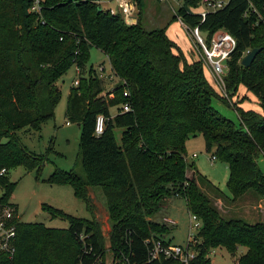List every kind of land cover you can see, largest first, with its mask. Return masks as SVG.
<instances>
[{"label":"trees","instance_id":"trees-1","mask_svg":"<svg viewBox=\"0 0 264 264\" xmlns=\"http://www.w3.org/2000/svg\"><path fill=\"white\" fill-rule=\"evenodd\" d=\"M30 2L0 0V203L7 202L13 186L7 170L17 165L38 169L44 159L25 150L16 131L36 130L52 116L60 92L55 82L74 65L77 82L68 87L63 117L79 128L81 175L55 168L46 180L68 184L91 212L87 189L100 188L110 222V260L123 254L133 264H181L146 255L151 241L170 243L160 238L169 226L149 217L165 198L178 195L199 223L187 264H210L206 254L215 246L231 253L245 247L231 264H264V222L220 215L201 186L218 196L222 192L194 168L184 150L186 138L199 133L204 149L226 165L229 195L223 198L235 200L248 190L264 197V170L256 163L259 154L264 157V0H225L202 18L192 9L199 0H181L169 18L197 26L205 37L217 29L233 37L222 74L224 90L233 93L240 85L258 107L234 106L236 124L211 105L212 97H220L201 61L185 60L165 35V24L145 29L138 17L125 24L118 10L110 12L92 0H40L37 12L27 10ZM89 46L105 55L117 79L104 95L102 80L86 66ZM250 47L259 49L242 66L238 59ZM124 101L130 108L122 112L118 105ZM96 114L104 124L94 135ZM114 129H119L118 141ZM44 207L50 216L64 218L66 226L15 218L11 264H105L103 235L93 215Z\"/></svg>","mask_w":264,"mask_h":264},{"label":"rangeland","instance_id":"rangeland-1","mask_svg":"<svg viewBox=\"0 0 264 264\" xmlns=\"http://www.w3.org/2000/svg\"><path fill=\"white\" fill-rule=\"evenodd\" d=\"M138 1V5L140 6L138 18L140 17V22L145 29L161 27L165 24L167 33L174 36L181 49L190 44L187 52L189 60L199 59L202 63L201 55L194 41L185 35L183 28L176 19H169L172 9H175L180 4V0ZM100 6L103 8H114L115 3L113 0H100ZM200 7L198 5L194 8V11L198 12ZM99 63L106 66L107 59L105 55L94 46H89L86 66H97ZM202 71L207 78L205 70L203 69ZM75 75L74 67L71 66L56 80L55 83L60 92L51 117L40 122L36 130L16 131L18 140L24 149L34 154H41L44 159L38 169L33 168L28 170L22 165H17L7 170V179L13 182L7 202L14 207L17 219L22 221H39L53 227H65L66 220L59 216H50L44 204L78 217L89 218L93 215L99 222L103 235L105 253L102 259L105 264H109L110 254L107 243V229L110 222L105 215L104 198L100 188L98 186H90L87 189L89 201L92 205L91 212L86 208L85 202L81 198L73 195L71 187L68 184L46 180L48 174L55 168L60 170L71 169L81 175L76 154L79 128L75 122H68L63 117L66 93L71 79ZM114 81L115 79H112L111 82ZM102 85V93H104L103 90H105L109 83L102 80ZM219 97L220 99L212 97L211 105L221 115L232 120L235 124L238 122V119L233 108L238 103H246V106L258 110V107L255 106L256 99L254 96L240 85L237 86L233 93L226 92V97ZM114 136L116 141H118L119 129H114ZM184 150L187 159L193 162L197 171L205 175L222 192L223 197L228 196L229 193L225 187L226 165L217 159L209 160L208 157L211 150L206 151L204 149L202 136L196 133L187 137L184 141ZM256 163L260 169L264 170V157L261 154L256 157ZM201 187H203L201 188L202 191L212 199L220 215L224 217H239L249 223L255 221L264 222V197H259L248 190L235 200H228L211 192L205 185ZM149 218L155 221H163L169 226V231L160 236V238H168L172 244H178L183 247L187 242V230L188 232L190 231L191 235L188 242H191L190 251L193 250L192 242L194 243L197 240L194 234L198 225H193L195 219L191 218L190 214L187 213L182 197L174 195L165 198L163 204ZM189 224L190 228L188 229ZM244 250L245 247L238 246L231 253L221 246H215L208 250L206 256L210 264H231L237 260Z\"/></svg>","mask_w":264,"mask_h":264},{"label":"built area","instance_id":"built-area-1","mask_svg":"<svg viewBox=\"0 0 264 264\" xmlns=\"http://www.w3.org/2000/svg\"><path fill=\"white\" fill-rule=\"evenodd\" d=\"M100 6V0H92ZM115 7H104L107 8L110 12L118 10L122 21L125 24L134 23L137 19L136 6L134 0H113ZM176 1V0H175ZM181 1V0H180ZM107 2V1H106ZM225 0H199L198 5L201 7L198 10L200 17L202 18L204 12L207 10H213L221 7L224 4ZM179 5V4H178ZM101 7V6H100ZM40 8V0H31L28 11L37 12ZM103 8V7H102ZM194 9V8H192ZM172 13H175V9H172ZM178 23L183 28L185 35L188 38H191L194 41L196 48L199 50V53L202 58V68L206 72V76L213 90L221 97H226V92L224 90L222 72L225 67V60L229 56L231 50L234 47L233 37L222 29H217L210 33L208 37H205L200 33L197 26H188L184 24L181 20L176 18ZM42 22V20H40ZM204 64V65H203ZM75 76L71 79V84L75 85L77 82V73L78 67L74 66ZM95 75L101 80L107 81L106 90L110 89L113 84L117 81L114 76L111 67L107 61L106 66L102 63L97 64V66H92ZM221 75V76H220ZM112 79H115L114 82H111ZM123 95H126V90H122ZM104 95V93H102ZM112 94L107 93V97H110ZM119 111H128L130 106L126 101L120 103ZM104 124V118L101 114H96L94 117L93 123V134L97 135L101 132ZM209 160L214 159L213 155H209ZM3 172V168H0V173ZM191 218L195 219L193 215H190ZM16 213L14 212V207L7 203H0V264H11V258L14 251V219ZM194 226H197L198 223L195 219L193 222ZM190 224L188 225V229ZM190 231L187 230L186 240L187 242L182 247L178 244H161L158 241H151L149 246L146 248L147 259H156L158 257L162 258H173L176 259L181 264H187L188 259L191 258L193 251H190L191 242L190 240ZM81 238V235H79ZM128 258L123 254H119L110 260L113 264H133L129 262ZM109 262V263H110ZM79 264V263H77Z\"/></svg>","mask_w":264,"mask_h":264},{"label":"crops","instance_id":"crops-1","mask_svg":"<svg viewBox=\"0 0 264 264\" xmlns=\"http://www.w3.org/2000/svg\"><path fill=\"white\" fill-rule=\"evenodd\" d=\"M138 1V0H137ZM136 0H135V6H136V14H137V17H138V9L140 10V6L138 5V2H137ZM139 19H140V17H139ZM178 22V21H177ZM164 33H165V35L170 39V40H172L174 43H175V45L178 47V49L181 51V53H182V55L184 56V58H185V60L187 61V62H189L190 60H189V58H188V56H187V52H188V50H189V48H190V44H188L187 45V47H182V49H181V46L180 45H178V42L176 41V39L174 38V36H171V35H169L168 33H167V27H165V30H164ZM187 36V35H186ZM206 78V77H205ZM207 79V78H206ZM207 81H208V79H207ZM209 82V81H208ZM209 84H210V82H209ZM247 104L246 103H238L237 104V106H239V107H241V108H243V109H246V108H252V109H254L255 110V108H253V107H250V106H246ZM255 106H257V105H255ZM257 109V108H256ZM187 157V156H186ZM194 168L196 169V167L194 166ZM197 170V169H196Z\"/></svg>","mask_w":264,"mask_h":264},{"label":"water","instance_id":"water-1","mask_svg":"<svg viewBox=\"0 0 264 264\" xmlns=\"http://www.w3.org/2000/svg\"><path fill=\"white\" fill-rule=\"evenodd\" d=\"M96 8L99 9V6ZM258 49V47H250L247 51L240 55L238 59L239 64L242 66H247Z\"/></svg>","mask_w":264,"mask_h":264}]
</instances>
